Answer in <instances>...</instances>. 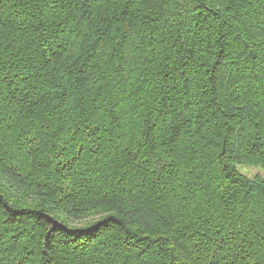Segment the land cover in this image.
<instances>
[{
	"label": "trees",
	"instance_id": "1",
	"mask_svg": "<svg viewBox=\"0 0 264 264\" xmlns=\"http://www.w3.org/2000/svg\"><path fill=\"white\" fill-rule=\"evenodd\" d=\"M264 0H0V264H264Z\"/></svg>",
	"mask_w": 264,
	"mask_h": 264
},
{
	"label": "rangeland",
	"instance_id": "2",
	"mask_svg": "<svg viewBox=\"0 0 264 264\" xmlns=\"http://www.w3.org/2000/svg\"><path fill=\"white\" fill-rule=\"evenodd\" d=\"M242 172L248 174V175H255V174H262L264 175V169L260 167H249V166H243L241 167Z\"/></svg>",
	"mask_w": 264,
	"mask_h": 264
}]
</instances>
